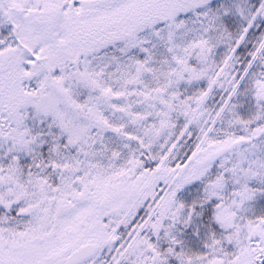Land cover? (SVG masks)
<instances>
[{
  "label": "snow or ice",
  "instance_id": "obj_1",
  "mask_svg": "<svg viewBox=\"0 0 264 264\" xmlns=\"http://www.w3.org/2000/svg\"><path fill=\"white\" fill-rule=\"evenodd\" d=\"M0 264H264V0H0Z\"/></svg>",
  "mask_w": 264,
  "mask_h": 264
}]
</instances>
